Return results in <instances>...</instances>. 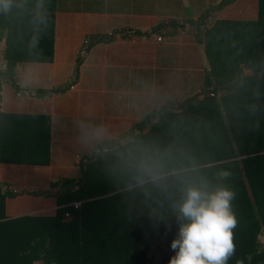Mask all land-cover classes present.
<instances>
[{
	"label": "trees",
	"instance_id": "obj_1",
	"mask_svg": "<svg viewBox=\"0 0 264 264\" xmlns=\"http://www.w3.org/2000/svg\"><path fill=\"white\" fill-rule=\"evenodd\" d=\"M153 1L80 4L99 12L115 4L134 13L148 12ZM187 2L184 9L161 4L165 15L150 33L194 29L203 64L201 91L171 104L174 109L149 111L127 132L98 143L78 162L76 176L53 183L51 192L34 193L55 199L53 216L7 219L4 200L13 194L0 184V264H169L177 232L173 204L186 183L203 181L227 184L236 193L235 254L228 264H264V0H255L249 19L233 10V0L207 8L208 0ZM55 6V0H14L8 13L0 12L4 76L16 63L27 62L20 60L24 56L51 61ZM221 11L225 18L206 23ZM91 39L85 40L74 75L89 47L111 38ZM49 92L33 89L32 95ZM50 135L47 115L0 114V164L48 165ZM145 154L164 156L167 168L178 175L167 176L161 185L139 184L137 163ZM223 171L230 173L226 180L220 177Z\"/></svg>",
	"mask_w": 264,
	"mask_h": 264
},
{
	"label": "crops",
	"instance_id": "obj_2",
	"mask_svg": "<svg viewBox=\"0 0 264 264\" xmlns=\"http://www.w3.org/2000/svg\"><path fill=\"white\" fill-rule=\"evenodd\" d=\"M82 1L92 0H55V10L51 13L50 62H31L27 60L29 56L27 59L24 56L20 60L27 62L16 63L12 70H9V75L4 76L2 73L5 72L6 66L2 51L5 37L0 35V114L47 115L51 133L48 165L0 164V184L13 194L4 200V215L7 219L21 216H53L58 207L55 199L33 193L47 187L53 189V183L70 176H63L67 174L65 169H59L55 170L56 176H49L47 179V171H42L43 168L57 165L63 168L64 162L57 159L68 157L65 162H73L71 165L75 171L72 176L74 177L77 174L75 165L82 158L90 156L91 150L98 143L112 140L127 132L149 111H159L166 107L174 109L185 99L201 91L203 64L195 42L194 29L186 27L169 31L165 36L164 33H150L165 15L161 4L166 3L173 9L180 5L184 9L189 7L191 2L180 0L175 4L174 0H154L148 12L134 10L133 13L132 10L123 12L121 6L115 4H112L110 10L99 12L92 9L93 6L89 8L81 5ZM217 1L219 0H208L206 8ZM233 2V10L236 9L242 17H253L255 0ZM58 3H61V8L68 6L71 9H60ZM250 11L251 16H246ZM215 13L206 18V23L216 18H225L226 12L221 11V15ZM204 14L202 11L199 18ZM28 29L30 30V27ZM145 33H148L147 36ZM99 37L111 39L90 46L82 56L74 75V65L82 52L85 40ZM26 41L30 42V39L27 38ZM183 46H188L189 49L196 47L197 64L192 61L191 66L188 65L187 57L179 54L178 51H181ZM131 86L134 88H130ZM33 89L51 92L37 98L32 95ZM134 91L140 95L139 99H134L132 103L139 104L143 112L136 114L138 109L132 112L124 104L122 109H113V100H122L127 105L128 99L122 97L129 95L131 99ZM176 103L177 105L171 106ZM55 113L57 116H64V119L56 120ZM78 121L81 124H78ZM20 124L13 125L22 126ZM71 124L76 126L73 129L74 134L79 133L83 138L71 136L68 139L71 145L68 146L76 142L79 146L75 148L74 144L71 150V147L66 145L67 151H71L69 154L66 150L60 149L59 152L55 143L60 138L64 141L65 135L70 132L66 126ZM120 127L124 128L120 130ZM67 169L70 171L69 175L72 174V170ZM41 174H44L45 180L41 179ZM26 178L30 183H27ZM69 204L79 205V202Z\"/></svg>",
	"mask_w": 264,
	"mask_h": 264
},
{
	"label": "clouds",
	"instance_id": "obj_3",
	"mask_svg": "<svg viewBox=\"0 0 264 264\" xmlns=\"http://www.w3.org/2000/svg\"><path fill=\"white\" fill-rule=\"evenodd\" d=\"M14 0H0V12L8 13ZM22 7V5H16ZM137 182L161 185L169 170L164 156L142 155L137 163ZM230 173L223 171L226 180ZM236 193L227 184L210 185L206 181L186 183L182 195L173 204L177 232L170 248L169 264H228L235 254L234 230L238 225L233 201Z\"/></svg>",
	"mask_w": 264,
	"mask_h": 264
},
{
	"label": "rangeland",
	"instance_id": "obj_4",
	"mask_svg": "<svg viewBox=\"0 0 264 264\" xmlns=\"http://www.w3.org/2000/svg\"><path fill=\"white\" fill-rule=\"evenodd\" d=\"M251 11H250V13H248V15H246V16H251ZM187 49V50H186ZM189 47L188 46H183V47H181V51H178L179 52V54L183 57V56H185V57H187L186 58V62H187V64L188 65H190L191 66V62L192 61H194L196 64H197V59H196V56L198 55V53H197V51H196V47H191V49H189ZM81 54H83V52H81L79 55H81ZM144 80H146L145 78H144ZM132 82V81H131ZM149 82H146V84L149 86L150 84H148ZM130 88H134L133 86H131ZM135 93H134V96L130 99V96L129 95H126V96H123L122 98H127L128 99V101H126V103H127V105L122 101V100H113V102H112V104H111V106L113 107V109L115 110L116 108H120V109H122V106H123V104L125 105V106H127L128 108H130L131 110H132V112H134V111H136L137 109V113L136 114H140L141 112H143L142 111V109H141V107L139 106V104H136V103H132L133 101H134V99L136 100V99H139V95H140V93H138V92H136V91H134ZM131 112V113H132ZM130 114V113H129ZM57 116V114L55 113V117ZM63 120L64 119V116H57V118H56V120ZM83 120V119H82ZM80 121V120H79ZM77 122L78 124H81L80 122ZM75 124H71V125H68V126H66V128H68V129H70V132L69 133H67L66 131V133H67V135H65V137H64V141L60 138L58 141H56V143H55V147H56V149H58V150H62V151H65L66 150V153L67 154H69V153H71V151L69 150V151H67V148H66V145L68 146V145H71L70 143V140H68L71 136H74L75 138H83V136H79V133H76V135L74 134V131H73V129H75ZM121 128H124V127H120V130H121ZM58 132H59V130H57ZM70 142V143H69ZM75 144V143H74ZM74 144L72 145V146H68V147H71V150H72V148L74 147ZM76 146H75V148L76 147H78L79 146V144L76 142V144H75ZM61 150L59 151V152H61ZM72 158V157H71ZM71 158H70V160H71ZM58 161H62V162H64L63 163V165H64V167L62 168L61 167V165H57V166H54V167H51V168H43L42 169V171H47V173H45V177H47V179L49 178V176H56V172H55V170H59V169H65V173H67V174H64L63 176H70V177H72L73 175H74V173H75V171H74V169H73V165H71L73 162H71L70 164L69 163H66L65 161H67L68 160V157H65V158H58L57 159ZM75 166H77V165H75ZM67 168H70L71 170H72V174H70L69 175V173H70V171L67 169ZM50 169H52L51 171H50ZM69 172V173H68ZM44 174H41L40 175V177H41V179L42 180H45V177L43 176ZM57 175H60L61 176V174H57ZM26 180H27V183H30V181H28V179L26 178ZM47 181V180H46ZM20 183L22 182L21 180L19 181ZM51 188L50 187H47V189H43V190H37L38 192H36V193H38V194H43V193H46V192H51ZM34 194V193H33Z\"/></svg>",
	"mask_w": 264,
	"mask_h": 264
},
{
	"label": "built area",
	"instance_id": "obj_5",
	"mask_svg": "<svg viewBox=\"0 0 264 264\" xmlns=\"http://www.w3.org/2000/svg\"><path fill=\"white\" fill-rule=\"evenodd\" d=\"M78 206V204H73V207L76 208ZM68 215L65 214V217H67ZM260 244H261V250L264 252V235L260 236Z\"/></svg>",
	"mask_w": 264,
	"mask_h": 264
}]
</instances>
